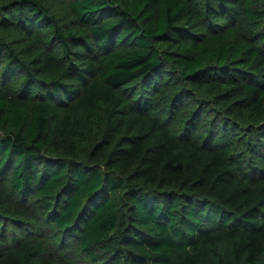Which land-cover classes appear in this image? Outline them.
Instances as JSON below:
<instances>
[{
	"label": "trees",
	"instance_id": "1",
	"mask_svg": "<svg viewBox=\"0 0 264 264\" xmlns=\"http://www.w3.org/2000/svg\"><path fill=\"white\" fill-rule=\"evenodd\" d=\"M0 264H264V0H0Z\"/></svg>",
	"mask_w": 264,
	"mask_h": 264
}]
</instances>
